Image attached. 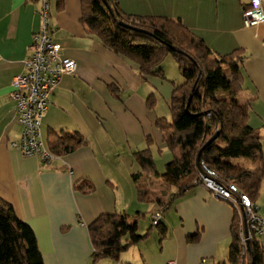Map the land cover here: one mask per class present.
Here are the masks:
<instances>
[{
  "label": "crops",
  "instance_id": "1",
  "mask_svg": "<svg viewBox=\"0 0 264 264\" xmlns=\"http://www.w3.org/2000/svg\"><path fill=\"white\" fill-rule=\"evenodd\" d=\"M82 1L64 0L63 10L58 11L51 0L49 33L62 46V56L76 61L77 71L60 80L42 119L41 134L49 150L50 143L64 134L81 135L86 143L43 162L11 146L20 141L22 127L10 97L13 81L25 72L32 53V37L43 28L41 3L0 0V198L34 230L45 264H90L89 226L103 214L134 217L130 222L136 221V235H145L152 221L142 225L139 219L160 210L152 195L171 198L176 192L168 185L170 178L165 185L161 177L142 174L134 154L147 149L149 139L165 152L164 132L156 123L169 119L165 108H170L175 85L184 82L177 64L168 57L163 63L165 79L143 78L136 63L88 35L81 21ZM250 1L118 0L127 14L180 20L216 54L243 49L241 100L250 103L248 122L264 137V25L245 27L243 13ZM151 96L156 97L154 109L148 108ZM262 147L264 156V140ZM149 148L155 161L154 145ZM171 160L168 157L165 165ZM142 177L160 182L146 200L138 194ZM83 181L94 190H78ZM255 203L264 215V181ZM234 217L230 203L199 185L163 213L161 222L167 228L163 242L159 233L152 235L122 253L118 262L105 259L99 264H200L202 260L219 264L229 256ZM196 234L198 239L189 241ZM131 236L128 233L124 239ZM258 241L264 247V235Z\"/></svg>",
  "mask_w": 264,
  "mask_h": 264
},
{
  "label": "trees",
  "instance_id": "2",
  "mask_svg": "<svg viewBox=\"0 0 264 264\" xmlns=\"http://www.w3.org/2000/svg\"><path fill=\"white\" fill-rule=\"evenodd\" d=\"M32 1L41 3V0ZM55 2L57 10L62 11L64 0ZM82 3L81 21L88 35L98 38L112 53L136 63L143 78L165 79L163 63L171 57L184 80L181 85H175L172 94L171 122L165 118L157 121V127L164 132V143L173 153L165 172L161 174L158 170L150 148L134 154L142 174L153 179L175 180L168 182L176 188L171 198L152 195L151 199L162 209V217L177 199L203 185L204 166L216 173L219 183L236 185L256 205L264 181V137L248 122L250 103L241 100L245 88L243 49L216 54L180 20L127 14L118 0H83ZM149 105L152 107L151 101ZM216 133L218 137L207 144ZM85 143L81 135L64 134L50 143V150L55 156H62ZM76 188L84 193L94 190L87 181ZM144 192L138 191L141 200H146ZM132 218L125 213L103 214L89 226L93 244L90 264L105 259L118 262L122 253L148 237L149 233L136 235V221L130 222ZM151 221L163 242L167 228L161 220L157 226ZM239 227L235 212L229 256L219 264H264V247L257 237L250 240L242 255ZM128 233L132 236L126 240L124 236ZM198 237L199 234L189 236V241L194 242ZM0 264H45L34 230L2 198Z\"/></svg>",
  "mask_w": 264,
  "mask_h": 264
},
{
  "label": "built area",
  "instance_id": "3",
  "mask_svg": "<svg viewBox=\"0 0 264 264\" xmlns=\"http://www.w3.org/2000/svg\"><path fill=\"white\" fill-rule=\"evenodd\" d=\"M40 13L43 28L33 35L32 53L25 62V72L14 79L10 93L16 103L17 122L22 127L20 141L11 146L19 149L24 156H38L43 162H49L55 155L42 139V119L60 80L64 75L74 74L77 63L62 56V46L54 42L49 33L50 0H41ZM243 21L247 28L264 25V0H251L243 13ZM201 179L203 185L218 198L230 203L240 217L239 239L244 256L250 240L264 235V215L259 214L258 207L236 185L219 183L216 173L205 166ZM161 218L162 209L153 214V226H157ZM168 264L176 263L171 261ZM200 264H208V261L202 260Z\"/></svg>",
  "mask_w": 264,
  "mask_h": 264
},
{
  "label": "rangeland",
  "instance_id": "4",
  "mask_svg": "<svg viewBox=\"0 0 264 264\" xmlns=\"http://www.w3.org/2000/svg\"><path fill=\"white\" fill-rule=\"evenodd\" d=\"M173 65H175V64H173ZM175 66H177V70H179V68H178V65H175ZM173 67V66H172ZM151 98V99H150ZM149 99H148V101H149V104H150V101H151V105H152V107H150V105H149V109H154L155 108V106H156V97L155 96H151ZM160 103V102H159ZM165 110L167 111V114H169L170 113V116H169V121L171 122V120H172V113H171V109L169 108V106L168 107H166L165 108ZM158 121V120H157ZM156 127H157V123H156ZM157 129L159 130V128L157 127ZM149 140H151V139H149ZM147 141V144H148V147L147 148H149V147H152V145H154V157H155V161H156V164H157V167L159 168V170H160V172H161V174H163L165 171H164V168L166 167V159L168 158V157H170V156H172V158H173V153H172V151L166 146V148H165V152H160V146H158L156 143H150V141ZM160 179H163V177H161ZM173 181H175V180H173L172 178L169 180V182L170 183H172ZM140 182H141V189H143V190H148V193H146V192H144V193H146L145 195H149V193L150 192H152V188L154 187V185L155 186H157V183H160V182H158L157 180H154V182L151 180L150 181V179H148L147 177H142L141 179H140ZM162 182L166 185L167 183H168V180H162ZM176 191V190H175ZM174 191V192H175ZM260 199V198H259ZM258 199V200H259ZM148 207V206H147ZM261 212H264V210L262 209L261 210ZM239 216V215H238ZM142 219H139L140 220V224H142V225H144L146 222H148L149 220H150V222H151V219H152V217H150V216H147V217H141ZM239 218V220H240V217H238ZM239 220H238V223H239ZM145 222V223H144ZM147 233H149V235H148V237L146 238V239H151L152 238V235H158V233H159V230H158V228L157 227H153L152 229H151V231H145V233L144 234H147ZM105 264V263H104Z\"/></svg>",
  "mask_w": 264,
  "mask_h": 264
},
{
  "label": "water",
  "instance_id": "5",
  "mask_svg": "<svg viewBox=\"0 0 264 264\" xmlns=\"http://www.w3.org/2000/svg\"><path fill=\"white\" fill-rule=\"evenodd\" d=\"M218 137V133H216L207 144L211 143L212 141H214L216 138Z\"/></svg>",
  "mask_w": 264,
  "mask_h": 264
}]
</instances>
